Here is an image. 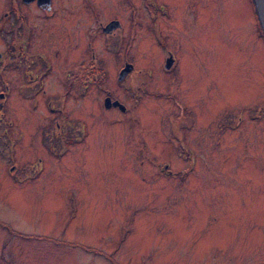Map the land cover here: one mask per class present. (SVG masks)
<instances>
[{"label":"rangeland","instance_id":"374dc122","mask_svg":"<svg viewBox=\"0 0 264 264\" xmlns=\"http://www.w3.org/2000/svg\"><path fill=\"white\" fill-rule=\"evenodd\" d=\"M130 1L134 13L98 0L96 19L81 0H59L47 21L30 9L52 62L41 85L0 37V264H264V39L246 0H196L208 6L196 3L189 27L193 0H163L173 16L155 23L180 42L178 82L162 65L168 44ZM111 18L121 30L94 32ZM233 34L249 45L229 49ZM125 59L134 68L118 82ZM95 76L124 111L103 106ZM236 109L241 125L221 133L215 120Z\"/></svg>","mask_w":264,"mask_h":264},{"label":"flooded vegetation","instance_id":"af4514ba","mask_svg":"<svg viewBox=\"0 0 264 264\" xmlns=\"http://www.w3.org/2000/svg\"><path fill=\"white\" fill-rule=\"evenodd\" d=\"M83 1L84 5H86L91 13L90 15L96 19V12L97 7L95 5H99L98 0H81ZM141 1L142 9L145 11V14L149 15L151 17V20L149 24L147 23L145 25V28L149 32H151L154 35V38L157 39V42L160 44V46L165 49V44H168V49H165L166 54L162 59V65L165 68V72L172 73L173 80L178 82L179 80V58H178V45L180 46V42L176 38H172V41L168 40L166 37H162L163 33L162 30L158 29L159 25L155 23L156 20H160V18L169 19V14H171V17L173 16V11L169 9L168 3L164 2L163 0H139ZM59 0H8V12L3 13L5 20L0 21V37L7 38L12 37L13 38V47L16 51V54L18 56L17 63L24 62L26 64L27 69L29 70V80L30 81H36L38 82L37 85H41L43 82H45L44 76L48 73V67L51 65V58L49 57V52H47L45 49H38L37 46L34 45V43L37 42L36 38L40 35V33L45 31V25L39 26L34 25L30 20V9H35L38 11V16L40 18L39 21H47L49 18L58 13L59 6L62 5L61 3H58ZM122 3L126 4L132 13L135 11V5L131 7V1L130 0H121ZM82 3V5H83ZM196 3L199 5H202V2H196V0H193L192 5L187 8L183 9L185 14V24L187 27L190 26L191 18L193 17L194 12L196 11ZM247 13H249L252 23L254 26V30L256 33L261 30V26L256 14V10L254 7V4L252 0H246L245 2ZM185 6V2L183 3V8ZM208 6L207 4H203L202 7ZM179 11V10H178ZM177 9L175 10V13H178ZM169 12V13H168ZM174 13V17H175ZM254 15V17H253ZM100 17V16H99ZM97 18L99 20L100 18ZM8 18L10 19L11 23L8 27ZM205 20V19H204ZM151 23V24H150ZM155 23V31L151 30L152 25ZM99 25H97V30L94 32L97 34V31L100 30L104 35H111L116 30L122 29V22L118 18H111L106 23L98 22ZM243 24L240 25L233 24V29L235 33L238 32L239 29H241ZM175 27V26H174ZM174 29V28H173ZM175 30V29H174ZM206 33L207 37H210L211 35L208 34V29L206 27L201 28ZM176 31V30H175ZM254 32V31H253ZM263 34V32H262ZM255 35V33H254ZM160 36V37H159ZM258 36V34H256ZM159 37V38H158ZM264 39V34L261 35ZM194 39V38H192ZM239 36L238 35H231L228 39H225L226 45L229 49H243L244 44H248V42H242L239 45ZM168 41V43H167ZM238 41V43H237ZM260 41V39H259ZM169 45H172V49L169 48ZM264 46V42H263ZM91 49V62L89 64H92L95 62L96 59V51L95 49ZM118 49H127V46L122 47L119 46ZM248 49H254L253 47H248ZM256 49H264V48H256ZM212 51V50H211ZM1 57V56H0ZM83 67V60L80 62V64L70 70L77 71L76 77L81 75ZM92 67L95 71L100 69V66L97 62L92 64ZM3 67L0 66V71ZM134 68V64L129 61L128 59H125L123 61V64L119 67L117 72V81L121 82L128 73H130ZM264 68V65H263ZM122 72L121 77L120 73ZM246 73V76L250 75V69L246 68H237L236 71V77L239 75L241 76V73ZM2 78V75L0 76ZM93 82L98 84L99 90L103 92V106L105 108H117L121 111H124L126 106L117 98H114L111 94H113V91H111L108 88L100 89L102 86V81L100 82V79L98 76H95L93 79ZM234 84H227V89L230 92V95L227 97V99L231 102L237 99L238 90L233 86L237 85L236 80H233ZM179 84V83H178ZM7 84H5V89L7 88ZM105 93V94H104ZM5 91H0V106H3V102L1 100H4ZM110 99V103L108 105L105 104V98ZM117 100L120 104H112L111 102ZM174 101L175 103L181 102V95L178 93H174ZM183 102H186L184 98H182ZM122 104V105H121ZM257 107L256 112L254 115H252V118H257L261 115V112L259 111V105H255L254 108ZM245 110L247 108L244 107ZM183 112L186 113V116L188 118L193 117L192 114L189 113L191 110L188 108V106L184 105L182 108ZM239 112V109H236L235 116L237 117L234 122V117L232 116V111H229V113H225V115L217 118L215 120L216 125H219L220 128H222L221 133L225 132V128H231V129H237L243 120V117L241 115L237 116Z\"/></svg>","mask_w":264,"mask_h":264},{"label":"water","instance_id":"95a60500","mask_svg":"<svg viewBox=\"0 0 264 264\" xmlns=\"http://www.w3.org/2000/svg\"><path fill=\"white\" fill-rule=\"evenodd\" d=\"M254 6H255V10H256V14L261 26V30L264 34V0H252ZM122 72L120 73L121 77ZM110 103V99L107 97L105 98V104L108 105ZM112 104H120L117 100H114L111 102ZM122 105V104H121Z\"/></svg>","mask_w":264,"mask_h":264},{"label":"bare ground","instance_id":"6f19581e","mask_svg":"<svg viewBox=\"0 0 264 264\" xmlns=\"http://www.w3.org/2000/svg\"><path fill=\"white\" fill-rule=\"evenodd\" d=\"M255 7V6H254Z\"/></svg>","mask_w":264,"mask_h":264}]
</instances>
